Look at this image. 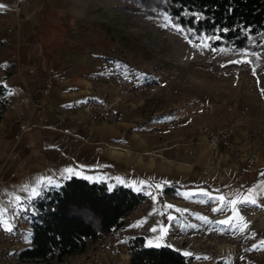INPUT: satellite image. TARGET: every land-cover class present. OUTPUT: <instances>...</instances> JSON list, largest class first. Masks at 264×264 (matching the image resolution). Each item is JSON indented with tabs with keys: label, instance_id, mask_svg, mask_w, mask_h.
<instances>
[{
	"label": "crops",
	"instance_id": "1",
	"mask_svg": "<svg viewBox=\"0 0 264 264\" xmlns=\"http://www.w3.org/2000/svg\"><path fill=\"white\" fill-rule=\"evenodd\" d=\"M92 2L0 0V83L9 100L0 120V208L10 224L30 211L32 188L80 177L147 199L123 228L89 241L70 264H130L127 241L137 235L148 245L191 253L184 255L189 264L221 257L246 264L248 251L264 254V139L237 129L229 146L214 149L200 127L147 111L138 90L120 96V61L86 23ZM89 101L112 103L122 121L89 119L83 112ZM249 189L255 204L229 203ZM233 207L247 223L243 232ZM22 247L14 250L0 237V264L17 260Z\"/></svg>",
	"mask_w": 264,
	"mask_h": 264
},
{
	"label": "rangeland",
	"instance_id": "2",
	"mask_svg": "<svg viewBox=\"0 0 264 264\" xmlns=\"http://www.w3.org/2000/svg\"><path fill=\"white\" fill-rule=\"evenodd\" d=\"M96 1L86 4V23L119 59L120 82H135L147 111H165L163 119L200 127L202 135L203 127L231 126L264 139V61L255 50L214 44V36L183 29L166 0ZM246 256V264H264L262 252ZM23 262L10 261L35 264Z\"/></svg>",
	"mask_w": 264,
	"mask_h": 264
},
{
	"label": "trees",
	"instance_id": "3",
	"mask_svg": "<svg viewBox=\"0 0 264 264\" xmlns=\"http://www.w3.org/2000/svg\"><path fill=\"white\" fill-rule=\"evenodd\" d=\"M165 7L183 29L214 36L212 43L236 50L250 47L264 61V0H166ZM6 92L0 83V120L9 106ZM163 191L174 194L171 187ZM146 199L144 193L129 187L109 188L104 181L80 177H71L58 187H44L30 204L26 244L17 260L70 264V257L83 252L89 241L99 242L103 235L123 228L125 218ZM127 251L130 264H189L178 250L148 245L142 235L128 239ZM212 264L228 263L221 257Z\"/></svg>",
	"mask_w": 264,
	"mask_h": 264
},
{
	"label": "built area",
	"instance_id": "4",
	"mask_svg": "<svg viewBox=\"0 0 264 264\" xmlns=\"http://www.w3.org/2000/svg\"><path fill=\"white\" fill-rule=\"evenodd\" d=\"M135 89V82L132 80L121 81L119 86V95L124 96L130 94ZM84 114L92 120H99L109 123H117L122 121V115L113 107L112 103H104L101 101H89L83 106ZM206 142L214 149L219 146L227 147L231 143L230 136L233 127H204L202 128ZM28 226L26 223V215L18 217L12 224V231L8 232L4 229L1 231L0 237L10 246L16 247L27 238Z\"/></svg>",
	"mask_w": 264,
	"mask_h": 264
},
{
	"label": "snow or ice",
	"instance_id": "5",
	"mask_svg": "<svg viewBox=\"0 0 264 264\" xmlns=\"http://www.w3.org/2000/svg\"><path fill=\"white\" fill-rule=\"evenodd\" d=\"M165 19L169 20V22H171V18L168 17L167 15L165 16ZM197 19H199V16H197ZM169 26H170V24H169ZM224 31H227V29H225ZM239 62H241V61H233V63H239ZM245 62H248V61H245ZM68 171H71V170H68ZM48 183H51V181H48ZM157 187L159 188L160 185H157ZM262 187H264V186H262ZM23 190H27V189H23ZM253 192H254L253 189H249L248 190V194L246 196H244L243 198L237 197L236 199H233V200L229 201V203L232 204L233 206H235L237 203H252V204H255L256 203V199L253 196ZM199 194L208 195V193H206V192H200ZM261 194H264V193H261ZM39 195H40V192L37 190L36 187H34V188L31 189V195H30L29 199H31V198H33L35 196H39ZM153 199H155V197ZM218 199L223 201L224 197H218ZM14 201H15V203H19L20 202V197H14ZM168 207H171V205H169ZM219 210H221V209H219V208L218 209H214V211H219ZM233 212H234V216L236 218H238L239 221L241 222L240 231L243 232L244 229L247 227V223L244 222L243 217L238 215V212H237L235 207H233ZM10 219L11 218L7 216L6 210L4 208H0V227H3L4 230L8 231V232L12 231V225L9 222ZM229 219L231 220L232 218H229ZM219 223L227 224V223H229V221L228 220L220 221ZM152 231H156V229H152ZM262 243H264V241H262ZM156 246H159V245L157 244ZM184 255L191 256L192 254L188 253V252H185Z\"/></svg>",
	"mask_w": 264,
	"mask_h": 264
}]
</instances>
